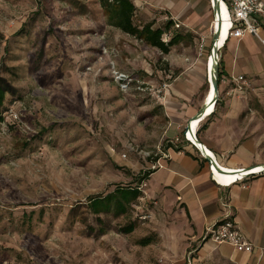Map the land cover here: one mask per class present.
I'll use <instances>...</instances> for the list:
<instances>
[{
    "label": "rangeland",
    "instance_id": "obj_1",
    "mask_svg": "<svg viewBox=\"0 0 264 264\" xmlns=\"http://www.w3.org/2000/svg\"><path fill=\"white\" fill-rule=\"evenodd\" d=\"M131 1L136 26L172 21L163 40L183 36L168 55L112 27L100 0H0V85L5 107L21 122L0 124V264L180 259L179 243L167 250L161 227L154 228L153 202L139 199L120 216L95 214L89 203L116 188L141 186L146 197L139 180L149 160L138 153L167 151L175 140L165 135L164 83L187 80L200 87L198 96L208 92L203 63L211 41L200 20L188 24V17ZM114 72L127 77V89ZM243 77L242 95L228 96L229 84L219 86L220 97L244 102L242 117L264 138V80ZM192 257L188 251L185 263Z\"/></svg>",
    "mask_w": 264,
    "mask_h": 264
},
{
    "label": "crops",
    "instance_id": "obj_2",
    "mask_svg": "<svg viewBox=\"0 0 264 264\" xmlns=\"http://www.w3.org/2000/svg\"><path fill=\"white\" fill-rule=\"evenodd\" d=\"M141 1L167 10L172 18L188 17V24L200 20L202 31L207 30L211 41L213 14L209 0ZM260 1L264 4V0ZM174 20L175 27H179V19ZM220 69L228 84L244 75L264 80V47L251 35L241 39L230 37L220 51ZM220 86L223 90L227 88L224 83ZM199 88H192L186 80L169 86L165 92L163 104L170 119L165 131L168 139L181 137L188 121L202 108L207 91L198 96ZM196 99H200L198 105ZM248 110L244 102L219 97L213 113L200 123L196 139L211 151L219 167L227 170L264 167V138L254 134L257 128L242 117ZM167 153L169 158L162 161L163 168L151 172L143 181L146 200L142 196L139 199L155 204L149 213L156 219L154 228L161 227L168 243L166 249L172 250L169 242L179 243L177 264H186L188 251L193 257L187 264H264V176L220 187L212 179L206 159L189 142L169 146ZM221 199L230 202L235 222L254 247L252 253H239L227 244L201 241L204 228L221 216ZM164 253L168 259L173 257L169 251Z\"/></svg>",
    "mask_w": 264,
    "mask_h": 264
},
{
    "label": "built area",
    "instance_id": "obj_3",
    "mask_svg": "<svg viewBox=\"0 0 264 264\" xmlns=\"http://www.w3.org/2000/svg\"><path fill=\"white\" fill-rule=\"evenodd\" d=\"M131 1V0H130ZM214 0H209L211 10H213V2ZM220 7V2H222L226 8L227 11V19L229 24L228 29V38L233 37L236 39H241L245 35H251L254 38H256L260 44L264 47V4L260 0H216ZM221 13V9H220ZM213 14V11H212ZM218 16L213 14V21L211 25V30L213 33V30L216 25L213 27V23H216V18ZM222 18H220L221 20ZM219 20V21H220ZM211 33V38H212ZM205 41L202 39L200 41V50L203 49ZM210 47V45H209ZM223 47L218 48V56H217V65L220 68V51ZM115 80L120 84V86L124 89L128 88V80L127 77L118 73L114 72ZM220 83H224L225 85H229L226 83L222 78L220 79ZM235 89L227 91L228 96H233V94H239L242 95L244 93V88L247 86L246 80L243 76H238L234 83ZM169 84L164 83L163 84V91H166L169 88ZM215 105V104H214ZM5 122H2L3 124H8V120L12 123H21L20 117L12 110L9 109L5 114L4 117ZM4 126V125H2ZM190 134V132L186 131V126L184 128L183 135L179 138H176L173 143L171 141V144L178 145L182 143V141H187L195 149L199 152L200 156L204 159H206V156L200 151V148L195 145L192 141L188 140L187 135ZM196 138V134L194 135ZM134 151V149H130ZM138 151V149L136 150ZM139 152V151H138ZM167 151H161L157 150L156 153L151 152H144L140 151L138 155L142 156L143 159L149 160L148 163V170L149 171H156L158 169L163 168L162 161L169 158ZM180 154L181 151H178ZM120 158L123 161H126L127 155L122 154ZM214 163L216 164V161L214 157L212 158ZM207 161V160H206ZM210 169V173L212 176V179L214 182L220 186V187H229L233 184L244 182L248 177L252 176H264V171H257L255 173L254 170L251 169L248 170L247 173H244L241 178L235 180L233 183H225L220 182V179L215 178V168L213 166V163L211 161H207ZM216 166L222 170L217 164ZM138 191L141 193L143 192L142 187H138ZM220 208H221V216L218 219V221L212 225H207L204 228L203 234L201 236V241L208 242L211 241L217 245L227 244L233 247L237 252L239 253H252L254 251L253 245L247 240L241 229L239 228L238 224L235 222L234 219V213L232 210V206L228 199H221L220 200Z\"/></svg>",
    "mask_w": 264,
    "mask_h": 264
},
{
    "label": "trees",
    "instance_id": "obj_4",
    "mask_svg": "<svg viewBox=\"0 0 264 264\" xmlns=\"http://www.w3.org/2000/svg\"><path fill=\"white\" fill-rule=\"evenodd\" d=\"M100 5L109 18V24L112 27L145 43L151 48L157 49L163 55H168L171 49L178 46L183 39V36L177 33L173 35L168 42L163 40V36L166 33L165 31L173 25L172 21H168L164 28H153L152 23L145 24L141 27L136 26L134 24L136 5L130 0H100ZM222 75L223 72L219 68L218 83H220ZM4 102V89L0 85V124L5 122L4 114L10 109V107H5ZM198 135L199 132H197V138L199 137ZM178 150L180 151L181 149ZM151 172H145L139 182L142 183L146 180ZM141 196L142 193L138 191V187L116 188L105 197L90 199L89 203L95 214H109L112 212L114 215L120 216L127 214L131 204L137 201ZM133 228L134 227L129 226L127 231H132Z\"/></svg>",
    "mask_w": 264,
    "mask_h": 264
},
{
    "label": "bare ground",
    "instance_id": "obj_5",
    "mask_svg": "<svg viewBox=\"0 0 264 264\" xmlns=\"http://www.w3.org/2000/svg\"><path fill=\"white\" fill-rule=\"evenodd\" d=\"M220 9H221V18L222 19L219 21V24H221V35H220V38L218 40V48L223 47L224 43L226 42L227 37H228V29H229V24H228V19H227V17H228L227 11H226V8L222 2H220ZM214 25H217V23H215V24L213 23V27H214ZM213 65H214V59L213 58L209 59V55H208V58L206 61V75H207V83H208V92H207L206 100H205L204 104H206V103H209V104L206 106L205 114L202 117L200 116L197 119L191 118L188 121V123H190L192 132L187 135L189 141H192L195 145H197L201 149L204 148L206 151V154L211 158H213V154L211 153V151L208 148H206L205 146H203V144L200 141H198V140L195 141L194 135L196 134V131H197L200 123L206 117L210 116L213 113V109L215 106L213 103V100H212L214 98V90H213V86H212L211 82H209V74H208V71L212 70ZM220 168L222 169L223 172L215 170V178L220 179L219 180L220 182L224 181L225 183H233L235 180L241 178L242 175H244V173H247L248 170H251V169L227 170V169H224L222 167H220ZM253 169H256L253 172V173H255L257 171L264 170V167L259 166V167L253 168Z\"/></svg>",
    "mask_w": 264,
    "mask_h": 264
},
{
    "label": "water",
    "instance_id": "obj_6",
    "mask_svg": "<svg viewBox=\"0 0 264 264\" xmlns=\"http://www.w3.org/2000/svg\"><path fill=\"white\" fill-rule=\"evenodd\" d=\"M213 14L214 15H217L218 17L216 18V23L217 25L215 26L214 30H213V33H212V38H211V43H210V50H209V59L210 58H213L214 59V65L212 67V70L208 71V74H209V82H211L212 86H213V90H214V98L212 99L213 100V103L216 105L217 101L219 100V97H220V92H219V86H220V83H218V78H219V67L217 65V56H218V40L220 38V35H221V24H219V20L221 18V13H220V7H219V4L217 3L216 0H214L213 2ZM209 103H206L202 106V108L198 111V113L193 117V119H197L199 118L200 116L202 117L204 114H205V111H206V106L208 105ZM186 131L187 132H192L191 131V126H190V123H188L186 125ZM195 141H197V139L195 138ZM200 148V147H199ZM200 151L206 156V160L207 161H211V163H213V166L215 168V170H218L220 172H223L222 170H220L216 164L214 163L213 159L211 157H209L207 154H206V151L205 149H201L200 148ZM264 171V170H263Z\"/></svg>",
    "mask_w": 264,
    "mask_h": 264
}]
</instances>
